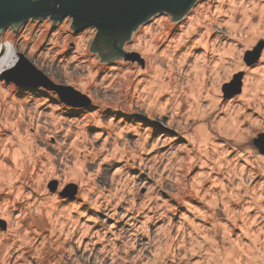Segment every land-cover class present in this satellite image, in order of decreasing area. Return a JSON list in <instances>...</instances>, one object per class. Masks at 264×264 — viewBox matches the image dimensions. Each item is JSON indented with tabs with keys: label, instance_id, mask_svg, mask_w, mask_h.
Returning <instances> with one entry per match:
<instances>
[{
	"label": "clouds",
	"instance_id": "obj_1",
	"mask_svg": "<svg viewBox=\"0 0 264 264\" xmlns=\"http://www.w3.org/2000/svg\"><path fill=\"white\" fill-rule=\"evenodd\" d=\"M62 3L63 0H15L12 5L14 11L4 26L0 27V44L11 45L17 52V62L14 65L0 68V140L5 135L9 137V142L4 148L3 154L0 155V163L4 164L6 173L4 183L0 184V193L6 194V196L0 197V201H3L0 211L9 217L10 223L14 222L13 211L18 204L34 201L32 207L27 209L28 219L25 220V224L28 226L29 232L35 231V235L38 236L39 232L48 226L49 220L58 209H63L65 216L70 218L74 213L78 214L83 210L82 201H86L99 210L101 203L106 201L111 204L114 200H118L119 195H127L129 192L134 195V190H139V185L125 186L121 193L113 196L112 189L108 187V171L116 166L115 162L118 160L128 164L138 163L143 154L149 151L151 138L157 134L158 125L143 121L121 128L123 121L117 120L115 112L108 113L106 109L109 107L121 112H144L147 110L153 120H162L164 117L173 116V127L177 126V120L180 121L181 126L187 120V130L184 132V136L188 140V145L184 150L186 167L201 164L207 166V162L215 155L217 149L224 152L233 150L239 153L242 158L248 159L254 158L257 153H264L261 151V147L264 146V136L257 134L255 140L247 136L245 129L248 117L244 113H241L237 118L236 130L226 133V139L222 142H216V127L221 109L215 105L204 109L203 105L221 97L214 91H210L208 84L217 72L223 71L225 65L241 68L243 64L237 53L236 57L231 60L222 59L213 69L217 57L216 49L210 43L194 65L188 64V56L177 59L181 49L189 47L193 33L196 31L195 28L186 31L179 41L172 40L167 32L157 38L152 36L150 29L145 32L138 28L136 33H133V39L137 37L150 39L152 43V55L148 58V66L142 72L136 70L132 75L125 73L122 78L118 77L111 92L106 89L103 91L86 89V93L90 91L94 97L95 106H90L85 96L77 95L71 89H57V92L62 94L56 100L45 97L43 92L38 91V86L44 84L51 87V85L41 73L48 71L47 64L51 63L55 57L50 55L45 58L41 71H37L25 59L26 52L21 54L20 49L26 50L30 46L38 45L39 40L31 32L21 34V18L30 14L44 15L47 13H52L55 16L65 14L76 16L73 12L63 11ZM180 3L182 7L178 10H174L172 7H158L155 10L180 14L184 11L188 0H180ZM220 4L221 7L227 6L226 10L222 12L208 11L207 15L204 14V11H197L189 15H195L200 26L207 28L209 32H223L225 25L223 23L215 24L212 17L225 15L229 17L230 23L246 32L255 24L256 35L264 36V0H220ZM40 9L46 10L39 11ZM138 19L135 18L129 22L126 28L136 23ZM182 22L187 24L189 17L186 16ZM8 24H13L17 29L14 34L5 35L4 30ZM126 28L125 32L114 39H122L126 35ZM250 38L255 40L256 36ZM156 39L161 41L159 45L156 44ZM203 40H207V33L202 38ZM165 43L168 47L161 53L158 48L164 47ZM91 55L90 53L86 60ZM248 58L254 59L255 54L249 52L245 59ZM32 59L33 62H39L35 57ZM117 59L121 64L125 63L124 57L121 56ZM81 63L83 66L78 70L79 74L85 75L91 72L92 79L104 71L103 62L99 58L96 59V65L99 67L95 71L93 66ZM55 78L57 82L63 83L59 72L55 74ZM75 78L77 77L74 76ZM232 87V85L225 86V98L231 95L229 90ZM238 90L237 87L235 91ZM256 93H260V95H256ZM252 95L255 97L254 103L258 104L261 112L264 113V82L261 83L259 89L253 91ZM114 99H116L115 103H113ZM61 101L67 104L82 105L81 111L75 113L78 118L70 122L61 121L56 129H52L51 123L46 124L41 118L40 126L36 128L37 111L44 105H50L53 112L62 111L64 105ZM129 104H131L130 109ZM189 105H192V108L185 112L184 109ZM109 116L112 117L111 121L108 119ZM125 119L131 118L125 117ZM135 119L139 121V118ZM261 124L264 126V119L261 120ZM90 126L99 129L101 135L95 138L89 136L87 130ZM13 131H15V135H12ZM159 131L163 132L162 129ZM128 132L135 134L137 144L125 143V133ZM57 135L64 137L65 141L75 135L77 136L76 144L71 148L67 142L56 143L53 146L48 137ZM166 135L171 136L172 134L166 133ZM104 136L108 137L105 148H94L93 145ZM177 139L179 138L177 137ZM113 143L123 145L124 151L118 150L115 157L104 161V155L110 150ZM169 145L174 147V142L170 140ZM77 148L80 151H77ZM176 158L178 157H173L171 160L165 158L168 160L169 168L161 174V183L174 193V199L177 202L176 208L182 209L190 205L188 198L194 195V191L190 181L186 180L179 187L171 183L169 177L175 174L174 161ZM72 159L78 161V168L69 172L70 183L59 192L55 191V184L45 188V181L49 175H58L63 180L65 172L61 160L70 163ZM35 165H42L39 181L34 175H31L35 171ZM157 167H163V162ZM89 170H93L91 180L86 178V173ZM123 170L125 169L122 166ZM77 184L81 185L79 191L75 187ZM18 191L19 195H17ZM159 195L160 186L155 185L149 197L153 205L151 211L156 212L159 216H166L172 206L162 203L159 200ZM222 198L227 202L226 193ZM250 207L257 210V216L255 221H250L245 228V231L248 232L246 240L243 236L236 237L234 230L227 225V221H224L223 226L221 225L220 221L223 220V215L220 211L221 205L218 203L215 210L209 212L207 217L210 222L208 231L212 237L211 242L199 239L195 232H191V229L184 225L181 228V233L177 235L185 234L187 242L179 243L176 236H169L164 240L156 257L150 260V264H167V261L173 257L176 264H264V204L250 202ZM45 212L48 213L47 217ZM213 218H218L215 223H212ZM240 218L238 217V219ZM62 219L66 225L71 227L70 219H64V217ZM142 230L147 234L146 227ZM187 232H191L190 239L187 238ZM22 233L23 229L12 233L0 232V251L7 249L4 253V264H32L29 257L33 255L32 246H35L36 241L33 238V245L25 246L20 240ZM88 234L87 230L83 232V235ZM178 243L179 247H177ZM40 252V258L45 264H72L73 257H75V264H90L87 257H76L75 249L66 248L64 241L55 233ZM128 252V249H118L117 252L111 253L104 264H138V262L142 264L143 253L132 260Z\"/></svg>",
	"mask_w": 264,
	"mask_h": 264
},
{
	"label": "rangeland",
	"instance_id": "obj_2",
	"mask_svg": "<svg viewBox=\"0 0 264 264\" xmlns=\"http://www.w3.org/2000/svg\"><path fill=\"white\" fill-rule=\"evenodd\" d=\"M226 8L227 6L221 7L220 0H196L178 20H172L170 14L165 12L151 16L147 21L138 25L132 31L130 38L121 45L125 63L121 64L117 58L102 61L104 71L95 79H92L91 72L81 75L78 70L83 66L81 62L93 66L94 71L99 67L96 65V59L101 58L99 52L89 50L96 29L86 27L80 31H73L70 27V17L61 19L54 26H51L52 19L48 17L40 18V20H26L21 25V34L31 32L39 40V44L30 46L26 50L21 48L20 53L26 52L25 57L40 71L44 67L45 58L53 55L55 59L47 64L48 71L43 73L52 82L71 86L86 95L90 99L89 105L95 106L94 97L90 91L86 93V89H100L101 91L106 89L111 92L118 77L122 78L125 73L132 75L136 70L142 72L148 66V58L152 55V43L150 39H141L140 37L133 39V33H136L138 28L145 32L150 29L152 36L157 38L167 32L171 39L176 41H179L190 28H195L196 31L193 33L189 47L182 48L177 59L188 56V64L194 65L205 52V47L210 43L216 49L217 57L213 69L222 59L231 60L236 57L237 53L240 62L243 64L241 68L225 65L223 71L217 72L208 84L209 90L221 97L210 100L203 105L204 109H208L212 105L221 109L216 127V142H222L226 139V133L236 130L237 118L241 113L248 117L246 120L247 128L245 129L247 136L255 140L257 134L264 136V126L261 124L264 113L261 112L258 104L254 103L255 97L252 95L253 91L259 89L261 83L264 82V36L256 35L257 27L255 24L246 32L230 23L229 17L225 15L212 17L215 24L223 23L225 25L223 32H209L207 28L200 26L195 15H189L197 11H204V14L207 15L208 11L222 12ZM186 16L189 17L187 24L182 22ZM4 31L5 35H9L14 34L17 29L14 31L12 27H7ZM205 33H207V40L202 41ZM251 36H256L255 40H252ZM260 42H263V47L258 59L250 65L247 64L244 60L245 53L252 51ZM160 43L161 41L156 39V44L159 45ZM167 47L168 45L165 43L164 47L158 48V51L163 53ZM12 49L17 61V52L13 47ZM90 53L92 54L91 57L86 60ZM33 57L39 62H33ZM57 72L61 75L63 83L57 82L55 78ZM238 73H242L240 92L225 98L224 85L229 83L233 76ZM74 76L77 78L74 79ZM38 91L43 92L45 97H50L52 100H56L58 97L56 92L50 89L38 86ZM256 95H260V93H256ZM115 102L116 99L113 100V103ZM61 103L64 105L63 110L56 112L51 110L50 105L42 106L37 111L36 128H39L41 118L46 124L50 122L52 129H56L61 121L70 122L78 118L75 113L80 112L83 106L73 107L64 101ZM130 108L131 104H129ZM191 108L192 105H189L184 111L187 112ZM106 111L116 113L117 120L123 121L121 128L126 125H136L143 121L158 125L157 134L151 138L149 151L143 154L138 163L128 164L118 160L115 162L116 166L108 171V187L112 189L113 196L121 193L125 186L139 185V190H134V195L132 192L127 195H119L118 200H114L111 204L105 201L100 204L99 210L86 201H82L83 210L79 211L78 214L74 213L70 218L65 216L63 209H58L49 220L48 226L41 230L38 236L35 235V231L29 232L28 226L25 224V220L28 219L27 209L32 207L34 201L18 204L13 211L14 222L11 223L9 217L0 211V221L4 222V228L0 225V232L12 233L23 229L20 240L25 246H32L33 238H35V246H32L33 255L29 257L32 264H45L40 258V250L46 247L54 233L64 241L66 248L75 249L76 257H87L90 264H104L111 253L117 252L118 249H128V255L132 260L143 253L142 264H150V260L156 257L164 240L169 236H176L179 243L187 242L185 234L177 235L181 233V228L184 225H187L191 232H195L199 239L211 242L212 237L208 231L210 222L207 217L209 212L215 210L218 203L221 205L220 211L223 215V220L220 221L221 225L223 226L224 221H227V225L234 230L236 237L243 236L245 240L248 238V232L245 231V228L250 221H255L257 216V210L250 207V202L264 204V154L257 153L254 158L248 159L242 158L239 153L233 150L224 152L217 149L215 155L207 162V166L201 164L186 167L184 150L188 145V140L184 136V132L187 130V120L184 121L183 126L177 120V126L173 127V116L164 117L162 120H153L152 115L147 110L144 112H121L109 107ZM125 117L131 119H125ZM135 118H139V121ZM108 119L111 121L112 117L109 116ZM160 129L163 132H160ZM87 131L88 135L93 138L101 135L100 130L95 126H90ZM166 133L172 135L168 136ZM12 135H15V131ZM201 139H203L202 136ZM48 140L53 146L56 143L67 142L71 148L76 144L77 136L74 135L70 140L65 141L64 137L57 135L48 137ZM107 140L108 137L104 136L93 147L104 149ZM170 140L174 142V147H170ZM8 142L9 137L6 135L0 140V155L3 154ZM125 143L137 144L135 134L125 133ZM118 150L123 152V145L113 143L110 150L105 153L103 160L108 161L110 157H115ZM77 151L80 149L77 148ZM166 157L168 160L178 157L174 161L176 165L175 174L169 177L171 183L179 187L187 180L190 181L193 188L194 195L188 198L190 205L186 208L177 209L174 193L161 183V174L169 168L168 160H165ZM61 162L65 172L63 180L58 175H49L45 181V188H48L51 181H55V191L59 192L70 183L69 172L78 168V161L72 159L70 163L63 160ZM161 162H163V167L158 168L157 166ZM122 166L125 169L123 171ZM40 167L42 165H35V171L31 173L37 181L41 175ZM5 176L4 164L0 163V184L4 183ZM86 178L88 180L93 178V170L86 173ZM155 185L160 186L159 200L172 206L166 216H159L156 212L151 211L153 205L149 197ZM76 186L77 191H79L81 185L77 184ZM225 193L227 202L222 198ZM19 194L18 191L17 195ZM3 196L6 194L0 193V197ZM2 203L3 201H0V205ZM47 215L48 213L45 212L46 217ZM62 217L70 219L71 227L64 223ZM238 217L241 218L238 219ZM216 219L218 218H213L212 223H215ZM146 221L147 223H145ZM145 227L147 234L142 230ZM85 230L88 231V235H83ZM191 232L186 233L188 239L191 238ZM179 243L177 247H179ZM6 251L7 249L0 251V264H4ZM72 264H75V257L72 258ZM167 264H176L175 258L169 259Z\"/></svg>",
	"mask_w": 264,
	"mask_h": 264
},
{
	"label": "water",
	"instance_id": "obj_3",
	"mask_svg": "<svg viewBox=\"0 0 264 264\" xmlns=\"http://www.w3.org/2000/svg\"><path fill=\"white\" fill-rule=\"evenodd\" d=\"M195 1L196 0H188L184 11L180 14H176L155 9L158 7H172L174 10H178L180 7H182L180 0H63L62 10L73 12V14L77 17L69 14H65L63 16H55L52 13H47L44 15L30 14L25 15L21 18V25L28 19L40 20V18L48 17L52 19L51 26H54L61 19L65 17H70V27L73 31H80L81 29L86 27H94L96 29V34L92 40L89 50H96L97 52H99L100 56H106L113 51L118 52L117 54H114L107 59H104L102 57L100 58L101 61H108L123 56L124 52L121 50V45L130 38L132 31L135 30L138 25L147 21L151 16L157 13L165 12L175 17H171L172 20H178L180 16H182L188 9H190V7ZM14 3L15 0H0V27L4 26L10 14L14 11L12 7ZM44 10L46 9H40L39 11ZM135 18L139 19L136 21V23L127 26L126 28V25L129 22L133 21ZM7 27H12V30L16 31V28L13 24H8L6 28ZM125 28L126 35H124L122 39H114L117 36L121 35L123 32H125ZM262 47L263 42H260L256 47H254L252 51H247L245 53L244 60L247 64L250 65L258 59ZM249 52L255 54L254 59H245ZM25 59L32 65L33 68H35L37 71H40L26 57ZM41 74L48 81L51 87H48L44 84H40L39 87L55 91L57 96H60L62 94L60 92H57V89H71L73 92L77 93V95L85 96V99L88 101V103H90V99L86 95L80 93L71 86L56 84L52 82L46 74H44L43 72ZM241 76L242 73L235 74L232 80L224 85V88L226 85L233 86L232 89L229 90L231 92V95L240 92ZM21 79H23V77H21ZM237 87L239 90L235 91ZM64 94L66 95V93ZM68 105L73 107L82 106L80 104ZM261 151L264 152V146L261 147ZM52 184L56 185V182L51 181L48 186ZM75 187L77 188L76 185ZM0 225L2 228H4L3 221H0Z\"/></svg>",
	"mask_w": 264,
	"mask_h": 264
},
{
	"label": "bare ground",
	"instance_id": "obj_4",
	"mask_svg": "<svg viewBox=\"0 0 264 264\" xmlns=\"http://www.w3.org/2000/svg\"><path fill=\"white\" fill-rule=\"evenodd\" d=\"M15 61V54L11 45L0 44V68L11 67Z\"/></svg>",
	"mask_w": 264,
	"mask_h": 264
},
{
	"label": "flooded vegetation",
	"instance_id": "obj_5",
	"mask_svg": "<svg viewBox=\"0 0 264 264\" xmlns=\"http://www.w3.org/2000/svg\"><path fill=\"white\" fill-rule=\"evenodd\" d=\"M170 16L173 17L172 15H170ZM180 17H182V16H180ZM180 17H179V18H180ZM173 18H175V17H173ZM115 53L117 54L118 52L113 51V52H111L110 54H108V55H106V56H104V57H102V58L107 59V58L111 57L112 55H114Z\"/></svg>",
	"mask_w": 264,
	"mask_h": 264
},
{
	"label": "trees",
	"instance_id": "obj_6",
	"mask_svg": "<svg viewBox=\"0 0 264 264\" xmlns=\"http://www.w3.org/2000/svg\"><path fill=\"white\" fill-rule=\"evenodd\" d=\"M92 48H93V47H92ZM115 54H116V53H115ZM101 57H104V56L101 55Z\"/></svg>",
	"mask_w": 264,
	"mask_h": 264
}]
</instances>
